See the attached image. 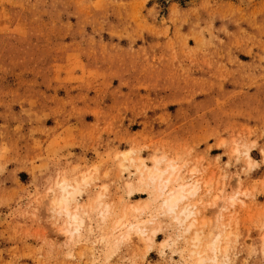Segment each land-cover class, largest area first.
I'll return each mask as SVG.
<instances>
[{"label":"rangeland","instance_id":"1","mask_svg":"<svg viewBox=\"0 0 264 264\" xmlns=\"http://www.w3.org/2000/svg\"><path fill=\"white\" fill-rule=\"evenodd\" d=\"M168 163L218 264H264V0H0V264H190L138 181ZM64 179L89 210L71 240ZM120 218L144 239L102 241Z\"/></svg>","mask_w":264,"mask_h":264},{"label":"bare ground","instance_id":"2","mask_svg":"<svg viewBox=\"0 0 264 264\" xmlns=\"http://www.w3.org/2000/svg\"><path fill=\"white\" fill-rule=\"evenodd\" d=\"M156 163L159 162L156 161ZM140 166L136 165L137 172H139L138 181L149 187L150 191L155 194V198L160 202L158 205L160 212L171 215L172 219L183 229V231H193L191 245L194 249L191 251V254L194 259L190 264H218L219 254L222 252L225 253L226 250V246L222 244L227 238V235L225 234L224 229L219 230L211 241L205 244L201 243L202 234L197 228V225H200L201 222L198 221L196 217L197 209L195 203L190 200L201 189L197 181L177 182L178 176H175V166L172 163H168L164 168L156 166H153L152 168H144ZM81 179L82 183L87 182L86 178L83 179L82 177ZM56 183L59 192L56 194L54 190L50 189V210L60 217H65V227L61 232L66 234L69 237L68 239L71 240L81 234L85 226V217L82 216V213H87L89 210L87 211L84 208L72 204L74 194L80 191L79 183H68L65 179ZM207 186L210 187V184ZM234 199V196L229 198L231 202H233ZM96 202V205L90 208H93L94 210L99 209L101 202L98 201V198ZM132 209L136 212L142 210L138 207ZM98 213L102 220H104L105 217H108L109 215V206L104 205ZM123 218L113 222V226L110 230L103 234L101 238L102 241L107 244L112 243L116 248L124 241L129 240L133 234L137 235L140 239H144L143 237L146 229L144 227V220L130 222ZM154 234L155 232L153 231V235Z\"/></svg>","mask_w":264,"mask_h":264}]
</instances>
